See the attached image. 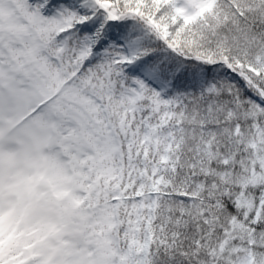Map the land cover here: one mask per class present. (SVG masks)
Listing matches in <instances>:
<instances>
[{
  "label": "snow or ice",
  "instance_id": "obj_1",
  "mask_svg": "<svg viewBox=\"0 0 264 264\" xmlns=\"http://www.w3.org/2000/svg\"><path fill=\"white\" fill-rule=\"evenodd\" d=\"M0 264H264V0H0Z\"/></svg>",
  "mask_w": 264,
  "mask_h": 264
}]
</instances>
